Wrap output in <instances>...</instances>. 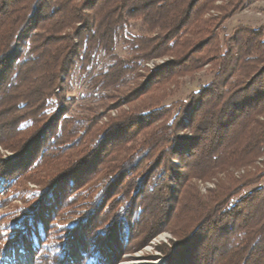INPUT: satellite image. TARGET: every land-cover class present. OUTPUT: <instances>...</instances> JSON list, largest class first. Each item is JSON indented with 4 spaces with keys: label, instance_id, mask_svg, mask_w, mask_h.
Masks as SVG:
<instances>
[{
    "label": "trees",
    "instance_id": "1",
    "mask_svg": "<svg viewBox=\"0 0 264 264\" xmlns=\"http://www.w3.org/2000/svg\"><path fill=\"white\" fill-rule=\"evenodd\" d=\"M215 1L0 0V113L19 101L36 113L53 95L60 102L54 89L79 50L92 43L107 49L130 20L140 21L146 34L128 38L132 56L117 60L102 77L112 71L120 78L141 61L172 57L144 66L146 80L120 95L119 103L141 98L132 109L109 115L98 127L92 118H67L66 141L49 148L34 174L24 169L23 158L41 139L49 116L7 137L16 154L0 160V183L28 178L39 188L24 187L26 205L0 232V254L28 241L40 264H71L65 244L74 234L82 264H106L116 258L112 243L133 251L167 229L176 240L156 246L164 264H264V185L245 191L264 178V24L238 25L221 38L224 19L254 0ZM45 3L50 10L40 14L37 7ZM30 26L39 33L29 36L22 58L12 63L16 42ZM206 64L213 74L208 83L163 105L167 85ZM184 127L191 133L185 140L178 136ZM47 168L52 170L44 175ZM211 179L214 186L201 195L194 180ZM135 202L142 210L131 224ZM62 203L75 217L62 226L67 234L48 237L42 217Z\"/></svg>",
    "mask_w": 264,
    "mask_h": 264
},
{
    "label": "rangeland",
    "instance_id": "2",
    "mask_svg": "<svg viewBox=\"0 0 264 264\" xmlns=\"http://www.w3.org/2000/svg\"><path fill=\"white\" fill-rule=\"evenodd\" d=\"M226 1L227 0H216L215 5H223ZM48 5V3H45L37 7V9L40 8V14L49 12L50 6ZM209 13L214 14L216 11L211 10ZM37 14L38 12H36L35 15ZM262 24H264V0L246 2L242 8L224 19L219 29L220 37L222 38L223 35L230 34L233 28L238 25L259 27ZM66 30L68 31L70 28ZM37 33H39L38 30L30 26L27 32L17 40L15 47L16 58L13 57L12 63L20 61L25 50V43L29 40V36ZM144 33L145 31L140 21L130 20L124 25L123 29L116 34L112 46H108L107 49L102 46H96L97 44L93 45V43L92 45L86 44L84 47L83 43V47L78 52V57L74 59V62L69 66L67 72L60 76V86L54 89L55 93H59V95L63 96L60 102H58L57 96L53 95L39 113L30 109L29 104L25 101H19L13 109L7 113L1 112L0 160H8L15 157L16 153L14 149L11 148L13 144L7 140L10 134L13 136V132L17 133L21 129L32 124L36 126V122L40 123L45 120L47 121L48 118H45V116H49L48 125L42 132L41 139L36 142L33 149L27 151L23 158L25 160L24 169L34 174L35 171L37 172L41 168L37 166L49 148L66 141L67 137L63 131V124L67 118H92L95 124L94 127H98L109 115L114 116L123 110L132 109L140 104L141 98L121 103H119L118 99L127 89L134 88L136 85H139V82L141 83L146 80V76L141 75H147V73L142 70L144 66L147 69H151L156 65H162L170 61L172 57L162 56L141 61L138 67H135L134 70L130 72L124 73L120 78H118L115 73L112 74V71L108 79L104 76L102 77V75L110 72L108 69L110 65L115 63V67H117V60L127 59L132 56V52L129 50L126 40L132 36L143 35ZM76 42L78 43V39ZM212 76L213 74L209 69V65L206 64L198 71L177 78L175 84L171 83L167 85V96L162 102L163 105L185 100L190 93L197 91L201 86L208 83ZM43 114H45V116H43ZM189 114L190 112L188 111L183 118L184 125L188 123ZM51 117H54L53 121ZM15 120H17L16 124L12 123V121ZM178 136L185 140L191 137V133L187 127H184L178 131ZM18 140H20V138H18ZM3 143L8 146L5 147ZM183 146L186 151L188 145L184 144ZM172 161L176 166L180 165V160L178 158H173ZM45 165L46 164L43 166ZM47 169L45 174L43 173L44 175H48V172L52 170V168ZM246 169L252 170L250 166L245 169H235L234 174L239 176ZM220 177H223V174L220 175ZM31 178L40 181L44 180L43 177H39L38 175H31ZM194 183L201 195H205L207 190L214 186V181H212V179L206 181L194 180ZM262 185H264V178L258 184L247 188L245 191L247 192L254 187ZM172 186L174 187L175 185L172 183ZM24 187L26 189H37L39 185L28 180V178L16 184H7L5 186L0 183L1 234H4L11 227L17 210L26 205V203L21 200V196L25 193V191L22 192ZM13 193H15L16 198H13ZM146 194L147 192H144L143 195L145 196ZM65 205V203L59 204L58 209L55 210L48 219L42 217L44 227L49 229L48 237L58 235L56 237L58 238L68 233L62 226L68 224L70 218L75 217V214H69V212H67V206ZM155 206L156 203L153 200V202H151V208L156 209ZM134 208L131 224H133V220L139 213V210H142V207H139L136 202L134 203ZM54 218L57 221L52 227L51 219ZM99 226L100 224H98L97 229ZM50 227H52V229H50ZM19 228L21 229V227ZM93 228H95V224ZM97 229H95V231ZM53 230L54 233H52ZM79 231L85 246L89 247L90 241L86 231L83 227H80ZM69 235L70 238L68 239V243L65 244L67 257L70 259L71 264H82L83 253H81L82 245L79 241V237L74 234ZM171 240L174 241L176 238L169 230L162 229L152 236L141 248L133 251H129L126 246L124 247L121 245L122 243L120 241H116L112 243L116 258L115 260L112 259L109 263L106 262V264H164L166 262V257L156 249V246L162 244L170 246ZM53 241L58 242L56 239ZM0 264H40V262L37 258L36 250L33 249L27 241L23 246L19 248L15 247L11 252H2L0 254Z\"/></svg>",
    "mask_w": 264,
    "mask_h": 264
}]
</instances>
